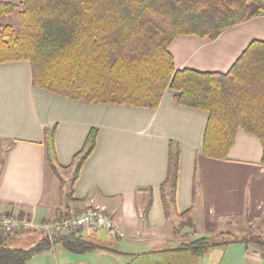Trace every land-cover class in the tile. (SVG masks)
Returning a JSON list of instances; mask_svg holds the SVG:
<instances>
[{
  "label": "crops",
  "instance_id": "1",
  "mask_svg": "<svg viewBox=\"0 0 264 264\" xmlns=\"http://www.w3.org/2000/svg\"><path fill=\"white\" fill-rule=\"evenodd\" d=\"M254 41H264V16L214 41L179 37L169 50L177 70L227 73ZM208 119L206 111L177 104L171 90L153 110L88 104L36 88L28 61L0 64V215L55 223L100 206L118 232L106 230L105 237L102 230L79 233L98 246L91 251L95 259L86 256L90 252L74 254L56 244L27 264H264L257 245L234 242L247 239L235 233L264 240L263 145L240 129L226 160L207 158ZM93 129L98 131L96 146L75 181L82 157L77 155ZM171 150L179 153V165L175 208L166 210L163 185ZM61 180L77 201H63ZM165 190L170 196L169 185ZM188 211L194 228L173 236L180 222L176 216ZM27 233L0 237V246L28 248L42 240L39 231ZM204 237L231 242L218 248H244L243 258L217 260L208 255L212 249L201 256L181 250Z\"/></svg>",
  "mask_w": 264,
  "mask_h": 264
},
{
  "label": "trees",
  "instance_id": "2",
  "mask_svg": "<svg viewBox=\"0 0 264 264\" xmlns=\"http://www.w3.org/2000/svg\"><path fill=\"white\" fill-rule=\"evenodd\" d=\"M260 16L264 0H0V64L28 61L36 88L88 104L153 110L171 90L177 104L208 112L203 155L226 160L240 129L256 136L264 149V41L252 42L227 73L177 70L169 48L182 36L214 41ZM97 136L98 131L91 130L77 155L82 157L75 181ZM178 165L179 153L171 150L163 185L166 210L175 208ZM61 186L63 201H77L72 189L64 191L62 180ZM180 216L189 221L186 227L194 228L189 211ZM30 231L35 230L19 234ZM249 237L234 242H250L264 251L260 236ZM229 243L204 237L181 250L201 256ZM56 244L74 254L98 248L79 234L53 244L43 234L38 245L29 248L3 243L0 264H27Z\"/></svg>",
  "mask_w": 264,
  "mask_h": 264
},
{
  "label": "built area",
  "instance_id": "3",
  "mask_svg": "<svg viewBox=\"0 0 264 264\" xmlns=\"http://www.w3.org/2000/svg\"><path fill=\"white\" fill-rule=\"evenodd\" d=\"M86 229H105L118 233L107 209L100 206L91 207L79 214L64 215L55 223L26 221L14 214L0 215V237L14 236L22 230H35L43 233L53 244L57 239L79 234Z\"/></svg>",
  "mask_w": 264,
  "mask_h": 264
},
{
  "label": "rangeland",
  "instance_id": "4",
  "mask_svg": "<svg viewBox=\"0 0 264 264\" xmlns=\"http://www.w3.org/2000/svg\"><path fill=\"white\" fill-rule=\"evenodd\" d=\"M108 211V210H107ZM84 212V211H83ZM82 213V212H81ZM108 214H109V212H108ZM67 215H70V214H67ZM177 218H178V220L180 219V222L179 221H177L178 223H177V225L173 228L174 229V235L173 236H175V234H182L183 233V231H184V229L185 228H187L186 226H185V224L187 223V222H189L186 218H183V217H181V216H176ZM186 231V230H185ZM188 231V230H187ZM104 233H107L106 232V230L104 231V229H102V231L99 233L100 235H104V237L106 236ZM25 235H35V234H31V233H27V234H25ZM108 235V234H107ZM235 235L237 236V237H239V238H243V237H245L246 236V238H250L249 236H255V234L254 233H252L251 235H249V234H246V235H243L242 233L240 234V233H235ZM263 235H264V233H263ZM26 237V236H25ZM36 237V236H35ZM103 237V236H102ZM228 237H225V239H227ZM222 239H224V238H221V237H216V238H213L211 241L212 242H215V243H218V242H223L224 240H222ZM115 241H117V240H115ZM24 242H26V241H24ZM95 242H97L96 244H98V241H95ZM94 242V243H95ZM30 244V243H29ZM99 245V244H98ZM29 247H31V246H33V245H28ZM24 247H27V245L26 246H24ZM28 247V248H29ZM221 247V246H220ZM214 248V249H213ZM213 248H211L212 250L208 253V255H211V256H213V257H216L217 258V260H222L223 258H225V260L226 261H232V259H234V260H238V259H241V258H243V254H244V248H239V246L237 247V248H232V249H230L229 247H226V248H218V247H213ZM94 255H96V254H93V253H87L86 254V256L87 257H91V258H94ZM95 259V258H94ZM231 259V260H230ZM28 263H30V261L28 262ZM89 263H91V264H93L92 262H89ZM57 264V263H56Z\"/></svg>",
  "mask_w": 264,
  "mask_h": 264
}]
</instances>
